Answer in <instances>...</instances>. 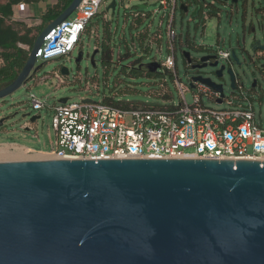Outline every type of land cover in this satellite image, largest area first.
Masks as SVG:
<instances>
[{
    "label": "water",
    "instance_id": "water-1",
    "mask_svg": "<svg viewBox=\"0 0 264 264\" xmlns=\"http://www.w3.org/2000/svg\"><path fill=\"white\" fill-rule=\"evenodd\" d=\"M81 1L72 0L40 31L19 74L0 88V99L32 77L46 35L69 19ZM115 8L116 0H112L107 10ZM179 8L183 13L189 11L186 3ZM253 47L264 50L259 41ZM99 52L96 48L90 57L93 65ZM182 55L191 69L197 70L191 76L194 82L223 95L222 84L198 73L219 64L217 53L193 58L184 50ZM61 58L55 59V71L68 76L70 70ZM82 59L81 50L75 61L79 64ZM236 64L241 63L231 49V61L216 71L222 77L228 70L232 90L237 77L243 81ZM159 68L161 64L155 61L138 66L148 73H157ZM68 100L61 98L59 103ZM22 117L35 122L40 115L26 113ZM8 118L0 120V127ZM0 264H264V161H0Z\"/></svg>",
    "mask_w": 264,
    "mask_h": 264
},
{
    "label": "rangeland",
    "instance_id": "rangeland-1",
    "mask_svg": "<svg viewBox=\"0 0 264 264\" xmlns=\"http://www.w3.org/2000/svg\"><path fill=\"white\" fill-rule=\"evenodd\" d=\"M6 1L8 0H0V3ZM111 1L104 0L99 14L88 23V28L82 36L83 46L79 45L71 55L61 58V62L70 70V74L65 76L66 84L56 88L58 80L52 75L57 65L55 59H37L32 77L15 92L0 99V120L9 117L0 127V145L15 142L36 151L51 150L56 139L52 129L51 107L61 98H68L69 103L85 99L102 101L107 97L122 103L165 105L166 97L158 95V92H161L160 82L166 77L172 93L170 99L175 104L179 102L175 82L164 68H159L158 74L153 75L140 69L136 74L132 69L155 58L165 60L169 54L167 18H162L164 10L157 0H116L115 10H107ZM154 3L157 4L153 6ZM178 3L174 23L177 34L178 78L186 83L188 76L197 73V70L186 67L182 51L188 50L191 57L200 58L219 49H234L241 63L236 64L235 69L245 88L249 90L256 79L259 83L257 90L264 91V57L259 58L257 50L253 47L255 41L264 46V0H239L237 3L224 0H178ZM181 3L188 5V13L180 10ZM140 4L147 6L140 8ZM197 6V14L192 16L191 13ZM137 11L146 13V17L137 20L133 15ZM104 13L107 14L106 18L103 17ZM206 15L208 18H205ZM73 18L74 14L69 17L70 20ZM251 25L255 26V32L250 29ZM141 34L145 35L143 46L138 39ZM156 34H161L162 38L150 44L149 39ZM104 42L108 43L112 50L111 62L106 65L102 62L101 51ZM96 48H100V52L96 54L93 65L90 57ZM81 50L83 59L77 64L75 58ZM224 63L225 60H220L217 66L208 65L200 69L199 74L222 84L225 96L229 97L232 87L228 70H224L222 77L216 74ZM48 74H51L50 77L44 78ZM30 93H34L46 106L41 110H34L28 103ZM185 97L188 103L193 102L191 92H186ZM255 97V108L258 110L259 98L257 95ZM203 101L213 108L222 107L205 96ZM26 113L41 115L34 122V129L22 128V125L30 120V117H22ZM33 155L45 154L27 152L25 157ZM17 156L23 155L13 154L9 158H1L0 155V161L22 160Z\"/></svg>",
    "mask_w": 264,
    "mask_h": 264
},
{
    "label": "built area",
    "instance_id": "built-area-1",
    "mask_svg": "<svg viewBox=\"0 0 264 264\" xmlns=\"http://www.w3.org/2000/svg\"><path fill=\"white\" fill-rule=\"evenodd\" d=\"M103 1L82 0L72 20L60 23L46 35L37 59L49 61L71 55L81 44L88 23L99 14ZM157 3L164 10L162 18H167L169 54L165 60L155 58L152 61L159 62L162 68L171 72L179 102L175 104L170 99L172 93L163 84L159 95L166 97L165 105L132 102L113 105L92 100L57 102L51 107L55 146L46 152L60 159L203 158L264 161V91L245 89L238 77L235 80L236 89L229 97L204 83L194 82L189 76L186 83L182 82L178 78L177 34L174 30L179 3L178 0H157ZM17 7L22 11L25 4L20 3ZM103 17L106 18L107 14L104 13ZM157 38L160 40L161 34ZM159 51H162L161 48ZM216 53L219 59L231 61V50L219 49ZM257 56L264 57V50H257ZM52 75L58 80L56 88L67 83L58 70H54ZM186 92L192 93V103H188ZM256 95L259 98L258 110L255 108ZM204 96L222 107L207 106L203 101ZM29 98L28 103L34 110L46 106L34 93H30ZM26 127L31 130L36 125L26 121L22 128ZM26 148L27 152H37L34 148Z\"/></svg>",
    "mask_w": 264,
    "mask_h": 264
},
{
    "label": "trees",
    "instance_id": "trees-1",
    "mask_svg": "<svg viewBox=\"0 0 264 264\" xmlns=\"http://www.w3.org/2000/svg\"><path fill=\"white\" fill-rule=\"evenodd\" d=\"M40 1L41 0H8L4 3H0V88L8 85L16 78L27 61L30 49L40 31L47 24L57 18L72 0H57L56 4L47 8L44 12L41 17L42 22L40 25H29L25 21L14 18L16 5L20 3H37ZM133 15L140 21L141 19H144L147 14L137 11ZM87 28L88 25L86 30ZM158 35L159 34L152 36V38L149 39V43L151 44L152 42L158 40ZM144 37L145 35L143 34L138 36L139 42L142 43V46ZM80 45L83 46L82 42ZM101 51L102 62L105 65L110 63L112 59V50L110 49L109 44L104 42ZM120 57L122 56L120 55ZM132 69L136 74L139 73L138 68L133 67ZM164 69L166 70V73L170 74L173 80L171 72L166 68ZM148 74L153 75L158 74V72ZM161 84L169 88L166 77H163L160 82V87ZM160 93L161 92H158V95ZM102 101L113 105L124 104L122 102H116L113 99H108L107 97H104Z\"/></svg>",
    "mask_w": 264,
    "mask_h": 264
},
{
    "label": "crops",
    "instance_id": "crops-1",
    "mask_svg": "<svg viewBox=\"0 0 264 264\" xmlns=\"http://www.w3.org/2000/svg\"><path fill=\"white\" fill-rule=\"evenodd\" d=\"M56 2L57 0H41L37 3H24L25 9L22 11H20L16 5L14 18L17 20L25 21L29 25H40L42 22L41 17L44 12L47 10V8L56 4ZM38 151L44 152L43 150Z\"/></svg>",
    "mask_w": 264,
    "mask_h": 264
},
{
    "label": "bare ground",
    "instance_id": "bare-ground-1",
    "mask_svg": "<svg viewBox=\"0 0 264 264\" xmlns=\"http://www.w3.org/2000/svg\"><path fill=\"white\" fill-rule=\"evenodd\" d=\"M27 148L23 147L18 144H2L0 145V155L1 158H9L12 157L13 154L16 155H23V156H17L18 159L26 160V159H51V158H56L54 155L47 153V152H42V151H37L35 154H45V155H33L31 157H25V154L27 153ZM14 158V157H13ZM9 160V159H8ZM12 160V159H11Z\"/></svg>",
    "mask_w": 264,
    "mask_h": 264
},
{
    "label": "flooded vegetation",
    "instance_id": "flooded-vegetation-1",
    "mask_svg": "<svg viewBox=\"0 0 264 264\" xmlns=\"http://www.w3.org/2000/svg\"><path fill=\"white\" fill-rule=\"evenodd\" d=\"M206 16H207V15H206ZM206 16H205V18H208V16H207V17H206ZM253 26H254V25H251V26H250V29H251V30H252V27H253ZM254 27H255V26H254ZM176 44H177V41H176ZM216 52H217V51H216ZM216 52H213V51H212V52H208V53H209V54H214V53H216ZM208 53H206V54H208ZM185 65H186L187 68L191 69L190 65L187 64L186 61H185ZM198 73H199V71H198ZM254 81H256L255 86H254V87L251 86V88H250L249 90H251V89H256L257 86L259 85V83H258V81H257L256 79H255ZM254 81H253V82H254ZM243 86H244V83H243ZM244 87H245V86H244ZM245 89H246V88H245ZM223 95L225 96V94H224V89H223Z\"/></svg>",
    "mask_w": 264,
    "mask_h": 264
}]
</instances>
